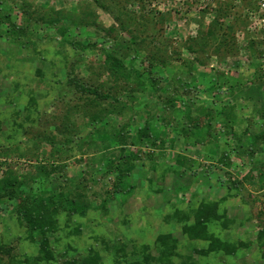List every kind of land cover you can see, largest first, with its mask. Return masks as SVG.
Returning a JSON list of instances; mask_svg holds the SVG:
<instances>
[{
	"label": "rangeland",
	"instance_id": "obj_1",
	"mask_svg": "<svg viewBox=\"0 0 264 264\" xmlns=\"http://www.w3.org/2000/svg\"><path fill=\"white\" fill-rule=\"evenodd\" d=\"M0 7V183L81 192L93 208L39 205L32 231L1 198L0 264H264V0ZM56 12L62 33L42 21ZM3 13L25 35H7ZM187 108L205 128L187 129Z\"/></svg>",
	"mask_w": 264,
	"mask_h": 264
},
{
	"label": "trees",
	"instance_id": "obj_2",
	"mask_svg": "<svg viewBox=\"0 0 264 264\" xmlns=\"http://www.w3.org/2000/svg\"><path fill=\"white\" fill-rule=\"evenodd\" d=\"M104 6V5H101ZM1 8V7H0ZM1 10V9H0ZM23 12H25V10H23ZM27 12V11H26ZM28 13V12H27ZM31 14V13H28ZM57 17H53V18H49V19H44L42 18V21L44 20V22L46 23L47 28L48 29H53L56 32H60L62 33L63 31L67 30V28L69 27L67 23H63V15L56 12ZM11 13H3V19L4 20H8L12 27L11 29H9L6 34H10L13 30L15 31H19L21 32V34L25 35V26L24 25H20L18 26L16 24V20H12L11 18ZM29 19L30 21H33L32 23L36 22L37 20H40L41 17H36L33 14L29 15L28 17H24V19ZM78 24H76V28H80L82 27L84 24L82 19H78ZM89 24L95 22V21H88ZM27 25H30V23H27ZM32 25V24H31ZM111 33V32H110ZM13 35V34H12ZM20 34H18L19 37ZM101 37V36H100ZM95 44V43H94ZM105 62L109 63V65H111L114 68H116V72L118 75H122L123 74V63H122V59L118 56V53H113V52H108L105 54ZM118 69V71H117ZM125 69V67H124ZM138 73V71H137ZM134 74H136V72L134 73H129L127 74L129 79H133L134 78ZM140 76L139 73L137 75V77H135L133 80L139 83H142L143 81L140 80ZM140 80V81H139ZM168 103H171L174 105V107L179 106V101H177L175 99V96L172 97L171 100H169ZM186 112V117L189 120L190 124L188 125L187 129L189 131H195L196 129H201V128H205V117L203 115H193V112L191 111V109L187 108L185 110ZM147 113H149L147 111ZM96 118H94L95 120ZM97 121V120H95ZM148 125L143 126L139 132V136H147L148 135ZM207 136L209 137L210 135V130L207 129L206 131ZM259 136L264 135V129L259 131ZM124 144V143H122ZM178 156V155H177ZM129 157H133V153L129 156ZM178 159V158H177ZM179 161V160H178ZM132 169V165L130 164V168L127 172L130 173V170ZM118 172L120 174H118L117 176V181L116 183H114V188L115 191L119 190V189H123V187H125V185H121L120 180H122V176L124 175L125 171L120 170V168L117 169ZM52 171V170H51ZM51 171L48 172V175L51 174ZM262 176H264V171L261 173ZM4 185L3 187H1L0 189V199L1 198H9V199H15L18 201L20 207H21V211L25 214V217L27 219V221H29L30 218V214H32L35 209L36 212L38 210V206L40 205L42 208L47 207L52 205L53 209L55 211L59 210V209H63L65 211H68L70 213H77V214H85L87 210L93 209L92 208V204L91 202H89V200L86 199V201H82L83 198H85V194L84 193H79L77 192H73V191H62L59 195H55L53 193H47L44 194L42 192H38L36 190L33 191H24L22 189H19L17 186V182L16 180H12L10 179V176H6L4 181H3ZM3 183H0L1 185ZM126 190V189H124ZM79 191V190H78ZM29 225L31 227V230L34 231L35 229V225L33 222L29 221ZM201 229L205 228L201 227ZM79 264H100V257H98L97 255H93L90 258H87L85 260H83L82 262H80Z\"/></svg>",
	"mask_w": 264,
	"mask_h": 264
}]
</instances>
